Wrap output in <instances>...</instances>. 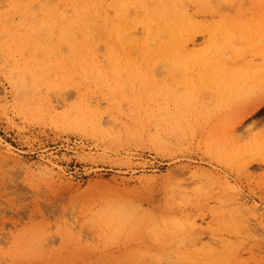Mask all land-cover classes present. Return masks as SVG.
<instances>
[{
	"label": "rangeland",
	"instance_id": "374dc122",
	"mask_svg": "<svg viewBox=\"0 0 264 264\" xmlns=\"http://www.w3.org/2000/svg\"><path fill=\"white\" fill-rule=\"evenodd\" d=\"M263 99L264 0H0V264H264Z\"/></svg>",
	"mask_w": 264,
	"mask_h": 264
},
{
	"label": "bare ground",
	"instance_id": "6f19581e",
	"mask_svg": "<svg viewBox=\"0 0 264 264\" xmlns=\"http://www.w3.org/2000/svg\"><path fill=\"white\" fill-rule=\"evenodd\" d=\"M90 1V0H89ZM121 1H123V0H121ZM121 3V2H120ZM124 3V2H123ZM122 3V4H123ZM89 4V3H88ZM126 3H124V5H125ZM84 6V5H83ZM86 6V5H85ZM123 6V5H122ZM126 6V5H125ZM166 6V5H165ZM127 8V7H126ZM159 8V7H158ZM85 9V8H84ZM123 9H124V7L122 8V12H123ZM160 9V8H159ZM113 10H115V8L113 9ZM125 10V9H124ZM117 11V10H116ZM161 11V10H160ZM94 12H95V10H94ZM121 12V13H122ZM161 12H163V10L161 11ZM128 13V11L126 12V14ZM174 13H175V11H174ZM106 15H107V13H105ZM162 15H163V13H161ZM160 14V15H161ZM164 14H165V11H164ZM166 14H167V16H168V14L169 13H167L166 12ZM186 14V13H185ZM175 15V14H174ZM105 16V15H104ZM120 16V15H119ZM147 16V15H146ZM165 16V15H164ZM116 17V18H115ZM114 18L115 19H117V15L115 16ZM128 17V16H127ZM127 17H125V19L124 20H126V18ZM132 17H134L133 16V14H132ZM184 17H186V16H184ZM88 18V17H87ZM105 18H107V17H105ZM105 18H104V25H105ZM89 19V18H88ZM151 18H148V19H146V20H144V21H148L147 23H148V25H147V28H149L150 27V24H152L153 26V28H154V31L155 32H159V34L157 35L158 37L161 35V29H160V27L158 26V24H156V23H154V21L153 20H150ZM172 19V18H171ZM82 20H84L83 18H82ZM110 20H112V18L110 19ZM170 21V20H169ZM187 21H189V20H187ZM71 22H73V21H71ZM70 22V23H71ZM75 22V21H74ZM84 22H85V20H84ZM113 24H116V23H114L115 21H111ZM110 22V23H111ZM117 22V21H116ZM164 22V21H163ZM171 22V21H170ZM191 22V21H190ZM77 23V22H76ZM93 23V22H92ZM143 23H145V22H143ZM165 23V22H164ZM170 24V23H169ZM85 25H86V29H88L87 31H90V30H92V27H94V25L93 24H91V23H88V22H86L85 23ZM138 26V25H137ZM76 27V26H75ZM102 27V26H101ZM115 27H117V25L115 26ZM119 27H120V25H119ZM146 27V26H145ZM167 27H169V26H167ZM77 28V27H76ZM96 28V27H95ZM118 28V27H117ZM115 29V32L119 29ZM73 29V28H72ZM75 29V28H74ZM165 29V28H164ZM70 30V29H69ZM68 30V31H69ZM122 30H123V28H122ZM96 31V30H95ZM119 31V30H118ZM138 31V30H137ZM150 32H151V30H149ZM148 31V32H149ZM98 32V31H97ZM127 32V31H126ZM77 33V32H76ZM90 33V32H89ZM119 33H120V31H119ZM131 33H132V31H131ZM85 34H86V32H85ZM95 34V33H94ZM98 34V33H97ZM121 34V33H120ZM123 34V33H122ZM127 34V33H126ZM133 34V33H132ZM136 35V34H135ZM75 36V35H74ZM73 36V37H74ZM77 36H78V34H77ZM76 36V37H77ZM89 36H92V39H93V35H89ZM117 36V35H116ZM119 36V35H118ZM127 36V35H126ZM152 36V35H151ZM132 37H134V36H132ZM165 37V36H164ZM79 38V37H78ZM88 38V37H87ZM98 38H99V36H98ZM123 38V37H122ZM127 38V37H126ZM128 38H131V37H129L128 36ZM127 38V39H128ZM153 38V37H152ZM65 39H66V37H65ZM95 39V38H94ZM117 39H119V38H117ZM68 40H69V37H68ZM88 40V39H87ZM162 40H164V39H162ZM95 41V40H94ZM125 41V40H124ZM121 42V41H120ZM148 42V41H147ZM152 42H153V39H152ZM122 43V42H121ZM126 43V42H125ZM97 44V43H96ZM142 44V43H141ZM149 44V43H148ZM122 45V44H121ZM150 45V44H149ZM149 45H148V47H149ZM75 46H76V44H75ZM89 46V45H88ZM122 46H124V45H122ZM145 46H147V45H145ZM90 47V46H89ZM79 48H81V47H79ZM96 48V47H95ZM150 49V48H149ZM77 51V50H76ZM134 51H136V50H134ZM151 51V50H150ZM87 52H89V51H87ZM147 52V51H146ZM93 53V52H92ZM148 53V52H147ZM147 53H146V55H147ZM154 53H155V50H154ZM204 53V52H203ZM160 54V53H159ZM144 55V54H143ZM98 56V55H97ZM220 60H222V59H220ZM228 60V59H227ZM227 60H225V61H227ZM207 61V60H206ZM224 61V62H225ZM220 62V61H219ZM222 63V62H221ZM216 64H218V63H216ZM220 64V63H219ZM94 65V64H93ZM157 67V66H156ZM158 67H160V66H158ZM227 67V66H226ZM229 67V66H228ZM98 68V67H97ZM96 68V69H97ZM208 68V67H207ZM87 71V70H86ZM98 71V70H97ZM236 71H237V68H236ZM88 72V71H87ZM214 76V75H213ZM213 76H212V78H213ZM216 78H217V76H216ZM227 79H229V78H227ZM218 80V79H217ZM26 84V83H25ZM14 85V84H13ZM27 85V84H26ZM14 87V86H13ZM26 87V86H25ZM51 88V87H50ZM21 89V88H20ZM25 89H27V88H25ZM29 90V89H28ZM17 91V90H16ZM15 91V92H16ZM262 103H264V99H263V101H261ZM96 115V114H95ZM70 116V115H69ZM66 117V116H65ZM80 117V116H79ZM68 118V117H67ZM78 120V119H77ZM90 122V121H89ZM91 122H92V124H94L96 127H98V128H101V126H102V121H101V118H100V116H94V114H93V117L91 118Z\"/></svg>",
	"mask_w": 264,
	"mask_h": 264
}]
</instances>
